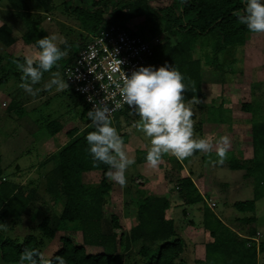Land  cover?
Instances as JSON below:
<instances>
[{"label":"trees","instance_id":"16d2710c","mask_svg":"<svg viewBox=\"0 0 264 264\" xmlns=\"http://www.w3.org/2000/svg\"><path fill=\"white\" fill-rule=\"evenodd\" d=\"M151 1L94 0L93 8L85 5L75 6L71 1H65L66 11L72 13L86 31V35H80L79 40L75 42L76 50L66 55L59 70L65 81L67 82L66 67L74 61L77 53L91 40L93 34L113 24L127 27L133 18L145 16L153 22L161 21L163 31L167 33L166 35L162 32L157 33V28L152 27L153 36L164 34L162 43L156 46L154 61L158 67L165 62L174 65L184 76L186 85L184 98L186 100L194 98L199 101L204 95V69L212 64H220L221 56L229 49L244 45L248 36L254 33L233 15L235 10L243 9V0H173L165 15L163 10L156 9ZM7 2L15 10L16 15L24 21L23 41L33 44L38 49L36 41L49 35L50 32L46 27L41 26L43 16L35 15L31 11L30 3H36L43 11L49 13L56 8L54 0H7ZM160 30L161 28L158 27V31ZM16 40L17 37L10 24L0 25V44L5 48L4 52L0 51V86L8 82L12 76L21 80L17 63H23L24 57L6 51ZM210 42L211 47L205 48ZM197 43L203 48L200 56H195L193 53ZM72 45L73 41H67V44H62L60 47L66 50ZM47 74L44 73L43 78ZM67 89L77 94L83 102L81 118L88 121H85L86 124L81 129L78 127L70 129L67 132L68 141L41 164L43 167L46 163H52L45 175V192L65 199L60 214L54 217L45 216L39 223L38 229L49 238H54L58 230H80L84 243L101 246L103 252L89 253L83 245H76L70 238L63 237L62 247L50 259L55 261L56 256H64L66 264H124V253L136 242L140 243L138 254L142 259L133 264H187L184 258L188 246L186 237L179 232L174 217L168 216L167 212L172 200L165 195H154L139 189L135 201L137 222L129 231L122 230L116 214L111 217L113 231L102 230L103 206L110 201L112 192L111 180L106 176L109 166L94 161L88 151L85 136L87 132L94 130L89 126L90 120L87 115L89 105L73 87L69 86ZM17 91L20 92V89ZM222 104L221 102L218 107L201 106L203 108L201 121L231 124L235 118L230 115V109L223 107ZM259 104L255 99L252 103L243 105L251 115L249 123L252 157L240 161L234 154H230L233 151L229 150L223 159V162L229 160L230 168L247 169L248 177L255 175L254 198L233 203L235 209L241 213L256 214V202L264 198V113L258 111ZM18 106L17 101H12L9 109ZM210 117L212 120L209 119ZM43 121H45L44 129L51 135L64 127L62 119L60 123L49 118ZM122 139H125V136H122ZM215 154L217 152L212 154L211 160L220 163V158ZM145 157V152L138 151L136 161H146ZM202 158L206 159L205 156ZM184 160H175L178 162V170L184 167ZM89 172H99L100 180L86 182L84 174ZM179 178V192L183 198V203L179 205L181 214L191 216L193 210L200 209L202 216L200 225L210 236L205 243L204 264H258V255L264 252V240L257 244L253 239L257 229L252 227V224L257 222V218L248 214L238 219L241 224L247 225L249 231L247 236L239 234L207 202L192 175L179 176ZM0 180V263L18 264L19 255L26 247L41 251L36 234L14 233L15 226L22 221L24 214L30 213L34 208V201L38 197L35 190L37 187L32 186L35 184L33 180L19 184L10 177L6 178L1 165Z\"/></svg>","mask_w":264,"mask_h":264},{"label":"rangeland","instance_id":"374dc122","mask_svg":"<svg viewBox=\"0 0 264 264\" xmlns=\"http://www.w3.org/2000/svg\"><path fill=\"white\" fill-rule=\"evenodd\" d=\"M3 1L0 0V18L13 27L17 37V40L8 47V52L23 57L26 54H34L38 51L37 47L23 41V19L16 15L14 9L5 6ZM65 1L67 0H54L56 8L49 13L43 11L34 2L30 3V6L35 15L43 16L41 26L46 27L50 33L62 34L67 41H73V45L65 50L67 55L76 50L77 43L75 42L79 40L80 35H86V31L80 21L72 13L66 11ZM72 1L74 5L94 7V0ZM118 1L120 0H116V2ZM172 1L152 0L151 4L156 9H162L165 15ZM130 24L126 28L135 34L151 37L154 35L152 27L157 28V33L162 32L165 34L161 21L153 22L145 16L133 18ZM158 27L161 28L160 31H158ZM208 47H211V42L205 46V48ZM202 49L200 44L197 43L193 48L194 55L200 56ZM0 51H5L1 44ZM66 55L58 61V67H54L53 71L61 70ZM220 59V64H212L204 69V95L199 100V104L192 105L194 137L208 138L212 143V148L206 152L196 150L190 157H187L186 161L184 160L187 168L184 169L183 173H190L189 175H192L203 190L206 189L204 179L210 181L207 187L209 190L205 193L209 197L213 196V201L216 202V206H214L216 212L220 215L221 213L224 214V218L231 221L235 220L238 214L233 211L232 206L229 204L233 200L253 199L255 175L248 177L247 169L230 168L229 160L222 163L219 161L221 166H212L210 162L212 154L217 149L216 141L224 135H227L230 140L227 151L232 150L233 152H230V154H234L240 161L249 159L248 156L253 154L252 144L250 143L251 127L249 119L251 115L249 111L243 108V105L252 103L257 99L260 103L258 111L261 110L264 113V33H251L244 45L229 49ZM59 72L61 73V71ZM49 78L48 73L34 87L42 88L44 81ZM20 82V78L12 76L8 82L0 86V153L2 156L0 165L6 178L12 177L14 174L16 179L17 176L22 178L23 175H26L27 178H22L20 181H35L32 186L37 187L35 190L38 197L34 201L35 205L32 211L24 215L22 221L15 226L14 233L18 235H24L27 232L36 234L41 252L44 253L45 257L51 258L62 247L61 238L63 237L70 238L76 245H83L89 253H102L103 248L101 246L84 243L83 234L80 230H58L54 238H49L40 233L38 229L39 223L45 216L54 217V215L60 214L65 199L45 192V175L52 163H46L45 166L41 167L38 165L40 164L39 161L44 159L43 156H46V154L50 156L68 141L67 132L70 129L75 127L81 129L85 126L88 119L81 118L83 102L77 94L67 88L59 92L54 89L50 91L42 90L33 97L19 87ZM17 89H20V92ZM12 101H17L19 106L10 110L8 106ZM221 102L223 107L230 109V115L235 118L231 124L201 121L203 114L201 106L213 105L218 107ZM227 115L229 117V113ZM136 117L138 116L130 112L120 118L111 120L121 136H125V139H123L124 148L128 156L134 159L135 162L126 170L125 185L121 186L111 180L110 201L103 206L102 230L105 232L113 231L111 217L116 214L119 217L122 230L129 231L131 226L137 222L135 201L139 195V189L154 195H166L172 200L171 207L167 212L168 216L174 217L179 232L186 237V244H188L184 252L186 263L199 264L198 262L195 263L193 259H195L194 256L201 254V250L203 254L204 249L201 244H203V239H206L202 228V232H200L201 210L198 208L193 210L191 216L181 214L180 203H183V198L179 192L178 180L180 179L179 176L182 177L183 175L177 169L178 162L175 161L177 158L174 155L163 154L155 167L151 165L141 167L136 161L137 152L141 151L147 154L150 146L148 138L135 126V122L139 119V117ZM46 118L54 119L58 123L62 119L64 122L63 129L51 135L44 129L45 121L43 120ZM242 147L244 150L240 151ZM42 154L43 156L40 158ZM203 156L206 159L203 160ZM16 165H19L18 169H15ZM32 165H37V167L29 171ZM193 173H197V177ZM198 173H203V175L200 174L199 176ZM100 178L101 174L99 172L84 174L86 182H96ZM260 201H264V198ZM208 202L210 204L211 200ZM248 214L239 212L240 217L248 216ZM190 220H195L196 224ZM194 225L199 228L196 229ZM252 225L256 228L261 225L260 228L264 229V216L259 217L258 221ZM8 226H10L9 221ZM139 247L140 243L135 242L133 247L124 253V264H133L142 259L138 254Z\"/></svg>","mask_w":264,"mask_h":264},{"label":"clouds","instance_id":"9594fccd","mask_svg":"<svg viewBox=\"0 0 264 264\" xmlns=\"http://www.w3.org/2000/svg\"><path fill=\"white\" fill-rule=\"evenodd\" d=\"M243 5V9L235 10L233 15L249 31L264 33V0H243ZM62 44H67L62 34L49 33L36 41L37 52L24 55V62L17 63L21 72L19 87L30 96L35 97L42 90L59 92L69 87L61 73L52 70L66 55L60 47ZM46 72L50 78L44 81L42 88L34 87ZM185 89L183 74L168 62L159 67L141 65L130 75H123L121 101L139 117L135 126L149 140L145 159L153 167L158 165L165 153L184 160L196 150L206 152L212 148L208 138L194 137L192 105L199 101L194 98L186 100ZM110 111L104 102L93 104L87 115L89 126L94 130L87 132L85 140L92 159L109 166L106 176L123 186L126 184V170L135 161L128 156L122 136L112 124ZM216 145L222 163L230 146L229 137L221 136ZM256 206L257 216H264V201H257ZM18 264H66V260L64 256H56L53 261L40 250L26 247L19 255Z\"/></svg>","mask_w":264,"mask_h":264},{"label":"built area","instance_id":"2783aa9c","mask_svg":"<svg viewBox=\"0 0 264 264\" xmlns=\"http://www.w3.org/2000/svg\"><path fill=\"white\" fill-rule=\"evenodd\" d=\"M163 38L164 34L146 38L113 24L93 34L80 49L65 69L67 83L83 96L90 109L94 103L104 102L111 109L110 119L120 118L132 112L121 101L124 73L130 75L141 65L158 67L154 61L155 49ZM117 104L120 106L116 107ZM253 239L259 244L264 240L262 232H257Z\"/></svg>","mask_w":264,"mask_h":264},{"label":"crops","instance_id":"0c3cea01","mask_svg":"<svg viewBox=\"0 0 264 264\" xmlns=\"http://www.w3.org/2000/svg\"><path fill=\"white\" fill-rule=\"evenodd\" d=\"M4 2V4H5V6H7L8 8H11L10 7V5L8 4V2H7V0H4L3 1ZM71 2L73 3V1L71 0ZM74 5V4H73ZM76 6V5H75ZM13 21V20H12ZM3 23H5V21H3V19L2 18H0V25H2ZM17 43V42H16ZM6 51L8 52V48L6 49ZM10 106H8V108H9ZM3 111V110H2ZM15 122V121H14ZM25 131V130H24ZM250 143L252 144V140L250 139ZM252 146V145H251ZM1 148V147H0ZM253 148V147H252ZM240 149V148H239ZM242 150H244L243 149V147H242V149H240V151H242ZM215 152H217V150H215L214 151V153ZM252 152H253V149H252ZM168 155H170V154H168ZM253 155V154H252ZM252 155H250V156H248V158H250V157H252ZM0 156H1V153H0ZM42 156H43V154L41 155V157L40 158H42ZM49 157V155L47 156V154H46V156L44 155L43 156V158L44 159H42V160H40L39 161V163L40 164H38L39 166H41V164L43 163V160H46V158H48ZM1 159H2V156H1ZM140 165H141V167L142 166H145V167H148V163L146 162V161H142V162H138ZM210 164H212V166L213 165H218V166H221L220 165V163H216V162H213V160H211V162H210ZM184 165V167L182 168V169H180V170H178L179 172H181V174L183 175V176H187V175H189L190 173H183V171H184V169H186L187 167L185 166V164H183ZM52 166V165H51ZM35 167H37V165H32L31 166V169H29V171H31V170H33ZM19 168V165H16L15 166V169H18ZM33 168V169H32ZM149 169V168H148ZM27 173H29V172H27ZM30 174V173H29ZM194 174V173H193ZM200 174H202L203 175V173H198V175L200 176ZM196 177H197V173L196 174H194ZM14 176H15V174H14ZM14 176H12V177H10V178H12V180L14 181V182H16V183H19V184H25V183H28V182H30V181H28V182H24V181H20V179H22V178H27V176L26 175H23L22 176V178H19V176H17V179L14 177ZM205 181V183H204V185H205V187H206V189L205 190H203V188H201L197 183H196V181H195V179H194V181H195V183H196V185H197V187L199 188V190H200V192H201V194H203L204 196H205V199L207 200V202L208 201H210L211 200V202H210V204L212 203V202H214L215 204L212 206L213 208H214V206H216V202L215 201H213V196H208L207 195V193H205V192H207L208 190H209V188H207L208 187V184L210 183V181H206V179H204ZM166 196V195H165ZM215 198V197H214ZM253 198H254V195H253ZM210 199V200H209ZM235 201H239V200H233L232 201V203L231 204H229L230 206H232V208H233V211L235 212V213H237L238 215L235 217V220H231V221H227L226 220V218H224V214H222L221 213V215H220V213H218V215L220 216V217H222L224 220H226L227 221V223L231 226V227H233V229L236 231V232H238L239 234H241V235H244V236H247L248 235V233H249V231H248V227H247V225H245V224H241V222H239V220L238 219H240V218H242V217H240V215H239V211H237L236 209H235V207L233 206V203L235 202ZM216 211V210H215ZM24 215H26V214H24ZM252 215H254L256 218H257V221H258V218L259 217H261V216H257V214H253V213H249V216H252ZM234 223V224H233ZM261 226V225H260ZM260 226L259 227H257L256 229H257V231L256 232H262V236L264 237V229H261L260 228ZM194 227H195V225H194ZM196 228V227H195ZM199 227H197L196 229H198ZM201 228H202V230H204L203 232H204V234L206 235L205 236V238L206 239H203V241H202V243L203 244H201V247L204 249V251H203V254H202V250L200 251V255H198V256H194L195 257V259H193V260H195V263H199V264H204V261H205V243L207 242V240L210 238V236H209V233H208V231H206L203 227H201V225H200V232H202V230H201ZM197 233V232H196ZM256 235V234H255ZM200 247V248H201ZM192 254H193V252H192ZM264 252H261V253H259V255H258V264H264ZM194 262V261H193Z\"/></svg>","mask_w":264,"mask_h":264}]
</instances>
